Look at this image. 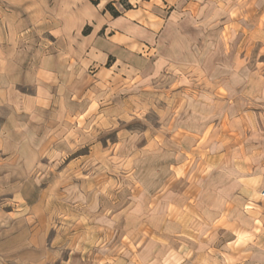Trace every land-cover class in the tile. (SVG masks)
<instances>
[{
    "label": "crops",
    "instance_id": "1",
    "mask_svg": "<svg viewBox=\"0 0 264 264\" xmlns=\"http://www.w3.org/2000/svg\"><path fill=\"white\" fill-rule=\"evenodd\" d=\"M121 2L0 0L3 162L32 175L42 158H50L49 144L58 141L65 119L80 113L88 94L105 95L112 75L143 68L179 12L209 4L126 0L131 7L124 9ZM108 3L118 16L106 10ZM254 75L241 91L252 99L264 95V77ZM242 117L240 127L227 126L234 136L220 128L194 140L192 156H199L195 163L202 168H189L183 175L191 176L188 184L179 191L154 188L150 215L138 218L125 236L131 249L88 264H264V137L243 134ZM18 215L0 208V259L32 264L44 258L47 243L42 234L19 229ZM61 262L74 264L69 257Z\"/></svg>",
    "mask_w": 264,
    "mask_h": 264
},
{
    "label": "rangeland",
    "instance_id": "2",
    "mask_svg": "<svg viewBox=\"0 0 264 264\" xmlns=\"http://www.w3.org/2000/svg\"><path fill=\"white\" fill-rule=\"evenodd\" d=\"M263 9L264 0H209L179 12L143 68L112 75L105 95L88 94L65 119L32 175L0 158V208L47 243L32 264H88L131 249L125 236L150 215L154 188L179 191L185 172L202 168L195 139L220 128L234 136L240 115L243 134L264 137V95L241 94L249 76L264 77Z\"/></svg>",
    "mask_w": 264,
    "mask_h": 264
},
{
    "label": "trees",
    "instance_id": "3",
    "mask_svg": "<svg viewBox=\"0 0 264 264\" xmlns=\"http://www.w3.org/2000/svg\"><path fill=\"white\" fill-rule=\"evenodd\" d=\"M126 0H122L121 4L123 6L124 9H129L131 6L129 4H127L125 2ZM92 3L94 4H97V0H92ZM106 10H108L112 16H118L120 13L112 6L111 3H108L106 6H105ZM84 33L87 32V30H84L83 31Z\"/></svg>",
    "mask_w": 264,
    "mask_h": 264
},
{
    "label": "built area",
    "instance_id": "4",
    "mask_svg": "<svg viewBox=\"0 0 264 264\" xmlns=\"http://www.w3.org/2000/svg\"><path fill=\"white\" fill-rule=\"evenodd\" d=\"M262 195L264 196V190H263V192H262Z\"/></svg>",
    "mask_w": 264,
    "mask_h": 264
}]
</instances>
